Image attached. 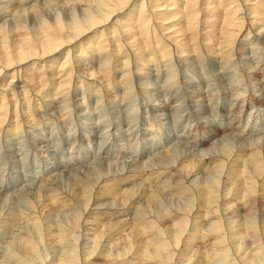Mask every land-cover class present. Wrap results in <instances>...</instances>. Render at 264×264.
<instances>
[{"label":"bare ground","instance_id":"obj_1","mask_svg":"<svg viewBox=\"0 0 264 264\" xmlns=\"http://www.w3.org/2000/svg\"><path fill=\"white\" fill-rule=\"evenodd\" d=\"M15 6L0 0V142L15 141L23 125L45 122L44 109L85 117L80 95L91 97L96 86L115 125L136 121L139 97L143 111L157 116L192 110L209 117L213 105L189 75L205 71L196 67L204 59L237 102L222 107L228 127L190 123L187 144L149 163L102 159L97 168H57L36 186H10L0 193V264H264V128L248 125L250 108L264 107V0H18ZM114 88L130 100L125 115ZM141 169L148 173L139 175ZM157 170L163 174L151 172ZM12 193L17 202L3 213Z\"/></svg>","mask_w":264,"mask_h":264},{"label":"rangeland","instance_id":"obj_2","mask_svg":"<svg viewBox=\"0 0 264 264\" xmlns=\"http://www.w3.org/2000/svg\"><path fill=\"white\" fill-rule=\"evenodd\" d=\"M16 2H18V0H13L14 7H16L15 6ZM259 55L260 57L263 56L261 52L259 53ZM201 61L202 60H200L199 62L196 61V63L198 62L196 67L199 65L198 68L204 67L206 69L205 71H203V73H201V71H199L200 73H198V71H195V74H198V75L202 74V75L201 76H198V75L194 76L193 74H189V75L191 76L190 80H191L192 86H196V88L200 86V88H202L203 92L205 93V97L207 94L206 99L208 98V100H210V104L213 105V111L211 112L209 117H207L206 115L204 116V114H201V112H198L199 116H196L192 110L190 113L184 116H182L181 111L175 114L173 113L170 116V118H165V116L164 117L157 116L156 115L157 110L155 111V114H153L154 111H152L151 108L147 109L146 111H143V106H142L143 99L139 97L138 98L139 101L133 102L136 104V106H132V108L134 107L135 109L137 108L139 110V111L137 110L136 116L131 117L132 119L134 118L136 121L132 125H129L130 121L127 123L128 125L126 124V126L115 125L113 124L114 120L113 118H111L112 114L110 113L111 111L110 107L112 106H109L110 104L107 103L105 99L100 101L102 93H100L99 95L95 94L96 91L99 89V87L96 86L94 87L95 93L91 97H89L86 93L84 96L80 95V97L82 98L81 103L83 104V109H84L81 112L83 114L86 113L85 117L80 116L79 113H77V115L76 113L75 114L69 113L66 116V118H61L62 116L58 117L57 113H54V112L48 113V111L45 110L43 106L44 112L42 111L40 115H42V117L46 121L45 122L43 121L44 122L43 123L41 120H39L43 124H41L38 121L36 126L34 123L31 124L32 126L23 125V127L20 128L19 136L15 137V141L9 144L8 142H6V140L4 141L5 144L3 143V141L0 142L1 143L0 144V193H3V191H6L7 189L11 188L13 185L14 187H17V184L19 186L20 183H22L23 185V186L22 185L20 186L21 188L24 186L29 187L31 185L36 186L38 185L40 181L42 182L43 179L49 178L50 175L54 174V172H58L57 168H61V167H63L61 169V172L66 173V172H70L73 169L74 170L79 169L80 166L86 165L89 163L92 167L96 166L97 168L101 165L99 164L98 161L102 159H107L110 162L113 161L117 164L125 161L128 165L131 164L132 162L141 161V160L145 161V164L149 163L151 159L152 160L155 159L154 157H158L162 153H167V151L170 150L171 146H177V145L183 146L187 144V141L185 140L184 136H187V133H188L187 129L189 126H191L190 123L194 124L195 126L198 123H201V121H207L209 123L211 122L210 124L212 123L215 124L217 127L220 128L219 130H222L224 127H228L231 121H228L225 115V112H223L225 110H222V107H224L225 105V108L229 110L231 108L230 107L231 103L237 102V100L235 99L234 89L226 91L223 87H220V83H218L216 76L212 73V68L210 67L211 66L210 63H208L206 59H204L203 62ZM254 64H258L255 58H254ZM198 68L197 70L200 69ZM160 69L162 71L160 72L161 82L165 83V80L167 79L168 75L162 74L163 69L161 68V66H160ZM237 72L236 74L238 76L240 71L238 70ZM157 74L158 72L156 71L155 79L158 76ZM195 81L197 84L195 83ZM241 81H242V78L239 82ZM241 86H242V83H240L239 90H241L240 88ZM112 94H114L117 101L121 102V107L123 106V108H125L124 110L122 109L123 110L122 112L125 115L126 111H128L126 109L130 107V102H129L130 100H128V98L126 100H123L120 92H118V89L116 90L114 88L112 90ZM123 102L124 104H122ZM246 106L250 107L248 105ZM168 110L169 109H167L165 113L170 114L171 112H169ZM145 112H147V114H144ZM250 113H251V117L249 118V121H248L249 127L253 126L255 127V130L257 129L263 130L264 128V122H263L264 121V107L258 106L253 109L250 108ZM73 116L75 118H73ZM247 116L248 115L246 112L245 115L243 113L241 117L247 118ZM152 117L154 120H156V122L152 120ZM223 117L225 120L223 119ZM49 118L53 120L51 121ZM54 118L55 120L57 118L58 122L57 121L55 122ZM88 118L91 120V121L89 120L91 122L89 124H88L89 121L85 122V119L88 120ZM164 119H166L167 121ZM190 119H191V122H190ZM195 119L197 120L193 122V120ZM39 123H40V126H39ZM195 134H196V137L198 138L201 132H199V130L198 131L196 130ZM206 135L208 134L206 133ZM3 138L7 139L8 137L5 136ZM74 138H76V140ZM171 139L174 141L170 142L172 141ZM198 140H195L196 142L194 141L195 143H197V145H199ZM43 142H45L47 145L44 143V146H43ZM95 163L98 165H95ZM140 171H141V174L139 175H142V174L146 175L148 173L146 169H141ZM167 171H172V169L169 168V169L164 170V172H167ZM151 172L156 173L155 176H158V175L161 176L163 174V173H160L158 170L151 171ZM126 174L127 172H124L122 174L123 177H125ZM71 176H72L71 174L66 175L65 178L67 179L68 177H71ZM59 180H63V178ZM160 180H163V179H160ZM20 187L16 188L15 192H18ZM8 196H14L13 197L14 200L8 198L10 200L7 201L6 199ZM15 197H17L15 193H12L11 195L7 194L5 196L4 202L6 203L7 207L3 206L4 208L2 209V211L4 210L3 213H7L13 206L12 203L17 202L15 200L16 199ZM21 206H25V207L27 206V208H29V206L27 205V202H24V201L21 204ZM212 264H226V262L219 260V262L214 261Z\"/></svg>","mask_w":264,"mask_h":264}]
</instances>
